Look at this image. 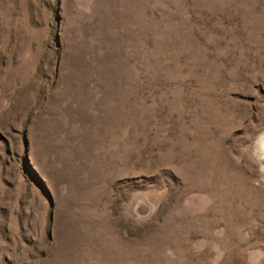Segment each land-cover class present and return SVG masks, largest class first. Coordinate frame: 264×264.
<instances>
[{"label": "rangeland", "instance_id": "1", "mask_svg": "<svg viewBox=\"0 0 264 264\" xmlns=\"http://www.w3.org/2000/svg\"><path fill=\"white\" fill-rule=\"evenodd\" d=\"M0 264H264V0H0Z\"/></svg>", "mask_w": 264, "mask_h": 264}, {"label": "bare ground", "instance_id": "2", "mask_svg": "<svg viewBox=\"0 0 264 264\" xmlns=\"http://www.w3.org/2000/svg\"><path fill=\"white\" fill-rule=\"evenodd\" d=\"M262 153V152H261Z\"/></svg>", "mask_w": 264, "mask_h": 264}]
</instances>
